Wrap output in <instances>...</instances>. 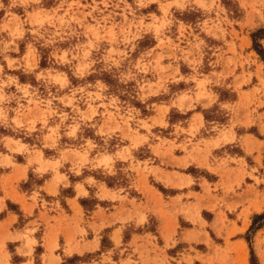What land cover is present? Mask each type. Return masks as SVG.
I'll return each instance as SVG.
<instances>
[{"label": "clouds", "instance_id": "9594fccd", "mask_svg": "<svg viewBox=\"0 0 264 264\" xmlns=\"http://www.w3.org/2000/svg\"><path fill=\"white\" fill-rule=\"evenodd\" d=\"M260 216L264 0H0V264H264Z\"/></svg>", "mask_w": 264, "mask_h": 264}, {"label": "trees", "instance_id": "16d2710c", "mask_svg": "<svg viewBox=\"0 0 264 264\" xmlns=\"http://www.w3.org/2000/svg\"><path fill=\"white\" fill-rule=\"evenodd\" d=\"M264 216L257 217L256 220H254V227L256 226H264Z\"/></svg>", "mask_w": 264, "mask_h": 264}, {"label": "rangeland", "instance_id": "374dc122", "mask_svg": "<svg viewBox=\"0 0 264 264\" xmlns=\"http://www.w3.org/2000/svg\"><path fill=\"white\" fill-rule=\"evenodd\" d=\"M241 264H243V260H241Z\"/></svg>", "mask_w": 264, "mask_h": 264}, {"label": "crops", "instance_id": "0c3cea01", "mask_svg": "<svg viewBox=\"0 0 264 264\" xmlns=\"http://www.w3.org/2000/svg\"><path fill=\"white\" fill-rule=\"evenodd\" d=\"M11 206V205H10ZM12 207H14V206H12ZM207 215V214H206Z\"/></svg>", "mask_w": 264, "mask_h": 264}]
</instances>
